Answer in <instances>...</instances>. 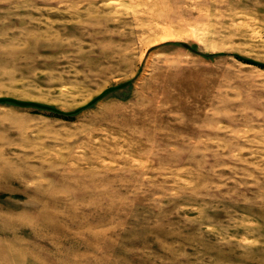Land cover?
I'll list each match as a JSON object with an SVG mask.
<instances>
[{
    "label": "rangeland",
    "instance_id": "rangeland-1",
    "mask_svg": "<svg viewBox=\"0 0 264 264\" xmlns=\"http://www.w3.org/2000/svg\"><path fill=\"white\" fill-rule=\"evenodd\" d=\"M0 264H264V0H0Z\"/></svg>",
    "mask_w": 264,
    "mask_h": 264
}]
</instances>
